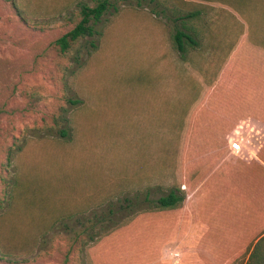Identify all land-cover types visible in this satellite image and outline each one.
Listing matches in <instances>:
<instances>
[{
  "label": "rangeland",
  "instance_id": "374dc122",
  "mask_svg": "<svg viewBox=\"0 0 264 264\" xmlns=\"http://www.w3.org/2000/svg\"><path fill=\"white\" fill-rule=\"evenodd\" d=\"M97 1L0 0V264H85L95 235L156 211L168 188L138 189L136 155L161 151L154 161L162 164L165 151H183L187 133L173 134L190 125L191 109L162 103L155 87L191 78L190 85L222 78L241 87L236 81L252 77L256 91L237 100L248 113L260 105L264 118V0H108L91 21L94 34L61 52L56 39L80 20V3ZM193 12L201 37L218 36L219 45L209 51L192 34L200 43L190 64L178 70L180 79L165 75V55L176 54L177 65L181 59L171 45L183 29L175 17ZM242 107L225 125L224 142L249 131L230 138ZM251 143L255 150L258 141ZM158 232L157 242L167 239Z\"/></svg>",
  "mask_w": 264,
  "mask_h": 264
},
{
  "label": "crops",
  "instance_id": "0c3cea01",
  "mask_svg": "<svg viewBox=\"0 0 264 264\" xmlns=\"http://www.w3.org/2000/svg\"><path fill=\"white\" fill-rule=\"evenodd\" d=\"M201 41L202 44L220 42L218 36L213 39L207 35ZM176 58L174 53L170 57L165 55L163 68H169L165 75L179 74V69L190 64L189 60L180 59L177 65ZM173 64L176 66L172 67ZM225 74L223 70L220 77ZM199 75L206 76V71L203 69ZM176 77L180 79L179 75ZM223 81L217 78V83L198 81L196 85H178L174 82L155 87L162 103L191 109L184 120L190 125L186 130L175 128L173 134L183 136L186 132L187 142L183 151H165L162 164L160 160L158 164L154 161L161 151L139 153L148 159L139 161L136 155L138 159L132 168L137 173L136 179L139 178L138 189L177 187L184 191L183 203L174 209L139 213L126 227L111 233L99 245L90 246L88 252L92 258L108 253L109 261L115 264H154L166 260L170 264H226L234 255L247 250V260L264 236V162L256 154L232 153L222 135L225 125L233 123L234 113H238L236 107L242 104L236 94L255 88L249 84L238 87L235 83L226 87L229 84L223 85ZM203 92L208 94L203 98L205 101L194 100V93ZM195 138L200 140L199 146ZM260 179L262 184L258 185ZM159 230H166V240L156 241ZM116 234L121 237L120 243H116L120 246L112 248ZM107 247L114 251L103 252L102 248ZM182 251L184 255H180Z\"/></svg>",
  "mask_w": 264,
  "mask_h": 264
},
{
  "label": "trees",
  "instance_id": "16d2710c",
  "mask_svg": "<svg viewBox=\"0 0 264 264\" xmlns=\"http://www.w3.org/2000/svg\"><path fill=\"white\" fill-rule=\"evenodd\" d=\"M108 0H98L96 5L89 6L85 3H80V20L72 27L70 30L66 31L62 35H60L56 39V43L58 44L61 52H65L72 41L78 39L79 37H83L85 35H93L94 30L91 25V21H97L100 16L105 11L106 7L108 6ZM197 13H184L183 15H179L175 17V20H180V25H182L183 29H176L175 33L173 34L172 38V48L177 52L178 56L181 58V60H186L190 52L194 51L196 49L197 44L200 43L197 39H195L192 34L197 36L198 38L202 39L201 35H203V26L201 23H198L196 20H194ZM196 21V22H195ZM186 39V41H184ZM211 45V46H210ZM219 44L216 43H209L208 50L210 51L212 48V51L214 50L215 46ZM216 51V50H215ZM203 53V50H201ZM236 83H242L243 85L251 84L253 82V78L246 77L245 79L242 78L239 81H236ZM246 83V84H245ZM255 84V83H254ZM244 106L241 104V107ZM256 107L259 109L260 113L262 111L260 105H256ZM256 107H254L252 112H246L245 108L250 107H242L244 108V111H241V118L237 121V124L235 128L233 129L232 133L230 134V138L233 137L235 134L239 133L243 127L246 130L249 129V126L252 127L257 133H254V139L255 141H258V146H256L254 151L249 155H257L262 162H264V118L261 116H257L258 113L256 110ZM238 108V107H237ZM237 111V110H236ZM239 113V112H238ZM244 115V116H243ZM230 140L227 139L228 145L230 144ZM232 152V151H231ZM236 155H242L240 153L232 152ZM262 184V179L258 181V185ZM145 191L148 189L145 188ZM184 191L177 187L168 188V192L164 195H161L156 200V211L159 210H169L178 208L182 205L184 200ZM147 200V199H146ZM67 218L68 217H63ZM134 219V218H133ZM132 218H130L131 221ZM128 221L125 223L127 224ZM64 221H61V223ZM88 228V227H84ZM117 228H120V226L114 227L111 231H107L104 235H95V239L90 242L88 248L90 246H97L99 245L103 239L107 238L111 233H113ZM96 234V233H94ZM93 238L94 235L89 234ZM88 248H86V256L84 257V263L85 264H115L111 263L108 258V253H106V256H100L98 259L92 258L88 252ZM103 249V252H105V249ZM112 249L111 247H108V250ZM114 251V250H112ZM247 250L237 253L234 255L230 261L226 262V264H264V236H262L255 246L253 247L252 251L250 252L247 260L245 261V256L247 254ZM150 261V260H146ZM154 264H161L160 262H155Z\"/></svg>",
  "mask_w": 264,
  "mask_h": 264
},
{
  "label": "built area",
  "instance_id": "2783aa9c",
  "mask_svg": "<svg viewBox=\"0 0 264 264\" xmlns=\"http://www.w3.org/2000/svg\"><path fill=\"white\" fill-rule=\"evenodd\" d=\"M254 133H257V131L250 127L247 133L240 134L238 137H235L233 140H231L229 145L231 146L232 152L240 153L243 155V151L245 150L247 152V155L251 154L254 151L252 149V147H254V144L252 145L251 143V140L255 141L253 136Z\"/></svg>",
  "mask_w": 264,
  "mask_h": 264
}]
</instances>
